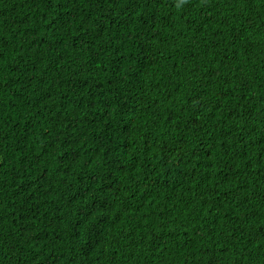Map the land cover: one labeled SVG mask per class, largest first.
I'll return each mask as SVG.
<instances>
[{"label":"trees","instance_id":"obj_1","mask_svg":"<svg viewBox=\"0 0 264 264\" xmlns=\"http://www.w3.org/2000/svg\"><path fill=\"white\" fill-rule=\"evenodd\" d=\"M0 264H264V0H0Z\"/></svg>","mask_w":264,"mask_h":264},{"label":"clouds","instance_id":"obj_2","mask_svg":"<svg viewBox=\"0 0 264 264\" xmlns=\"http://www.w3.org/2000/svg\"><path fill=\"white\" fill-rule=\"evenodd\" d=\"M89 141H93V139L90 138Z\"/></svg>","mask_w":264,"mask_h":264}]
</instances>
